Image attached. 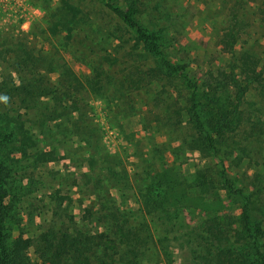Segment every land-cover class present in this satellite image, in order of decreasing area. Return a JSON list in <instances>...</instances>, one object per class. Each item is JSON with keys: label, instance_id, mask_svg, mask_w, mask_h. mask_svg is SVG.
Segmentation results:
<instances>
[{"label": "trees", "instance_id": "trees-1", "mask_svg": "<svg viewBox=\"0 0 264 264\" xmlns=\"http://www.w3.org/2000/svg\"><path fill=\"white\" fill-rule=\"evenodd\" d=\"M103 1L136 32L147 53L163 57V50L157 44L159 34L139 28L135 14L144 5L142 0ZM248 1L256 0H236L228 8L218 39L219 45L229 50L233 58L230 71H209L199 82L187 79L189 98L174 108L193 130L187 141L188 148L203 157H211L209 163L197 170L192 188L207 202L216 199L212 198L214 191L225 190L238 213L220 215L215 209L197 225L191 226L182 220L176 228L156 238L147 222L128 221L121 209L123 206L108 188L112 186L107 185L109 179H116L118 170L106 167L105 157L98 154L90 158L101 165V172L95 178L88 176L93 198L82 214L88 231L77 226H61L43 231L33 239L12 237L6 231L9 211L6 201L24 179L14 170L20 160L12 151L23 149L24 138L35 132L46 141L45 145L67 139L81 144L86 140L87 147H79L95 154L100 136L93 132L84 140L76 128L61 129L59 124L80 109L77 95L81 90L89 87L93 93H101L106 72L103 55L99 53L95 54L96 60L89 61L91 75L81 81L58 57L20 46L10 48L9 54L5 53L8 48L0 50V64H8V73L0 79V264H156L161 261L165 264H264V147L260 146L264 140V108H242V99L250 92L264 98V54L255 50L260 46L258 40L254 39L250 45L247 40H241L245 27L251 25ZM50 22V32L65 31L64 43L73 45V57L88 64V14L62 0ZM238 41L243 45L235 49ZM95 45L99 42L90 46L91 49ZM166 63L172 71L180 68L185 76L184 66L168 60ZM61 66L64 82L54 85L48 73L58 71L56 67ZM132 85L142 87L137 80H132ZM8 148L12 149L10 153L6 151ZM242 160L246 161L241 179L232 177L227 167L218 164L228 161L239 166ZM249 170L251 175L247 173ZM183 180L172 172L156 170L140 190L144 212L160 222L176 223L180 214L178 204L182 203L187 188L182 185ZM30 247L40 263L30 258ZM153 257L156 259L152 260Z\"/></svg>", "mask_w": 264, "mask_h": 264}, {"label": "rangeland", "instance_id": "rangeland-1", "mask_svg": "<svg viewBox=\"0 0 264 264\" xmlns=\"http://www.w3.org/2000/svg\"><path fill=\"white\" fill-rule=\"evenodd\" d=\"M67 1L88 14V64L73 57V45L69 47L64 43L65 31L52 33L49 30L62 0H0V50L8 48L5 53L9 54L10 48L20 46L34 53L58 57L81 81L91 75L89 61L96 60L95 54H102L106 72L102 95L93 93L89 87L81 90L77 95L80 109L59 124L61 129L76 128L82 139L94 132L100 136L99 145L93 154L79 147L85 145V139L81 144L67 139L45 145L40 135L29 133L32 136L24 138L23 149L12 151L20 160L14 170L24 179L6 201L9 206L6 231L12 237L29 239L61 226H77L88 231L82 214L93 198L88 176L95 178L102 168L90 158L96 154L105 157L106 167L118 170L116 179H109L107 185L112 186L108 188L123 206L121 209L128 221L147 222L155 238L176 228L182 220L191 226L197 225L215 209L220 215L237 214L225 190L214 191L212 198L216 199L207 202L192 188L196 184L197 170L209 163L211 157H203L188 148L187 141L193 130L174 110L189 98L187 79L199 82L209 71H230L233 58L229 50L219 45L218 39L226 12L236 0H142L144 5L135 14L139 28L159 34L157 44L163 50V57L147 53L136 38V32L129 29L105 1ZM248 5L251 25L245 27L241 40H247L249 45L254 39L258 40L260 46L255 50L264 54V0L248 1ZM96 42L99 45L91 49ZM242 45L238 41L235 49ZM165 59L184 66L185 76L180 68L170 70ZM7 66L5 62L0 64V79L8 73ZM56 68L58 71L49 72L47 77L54 85H60L64 79L60 73L63 66ZM132 80H137L142 87H132ZM242 100L244 109L264 108V98L253 92ZM260 146L264 147V140L260 141ZM21 152L24 153L21 155ZM245 161H241L240 167L228 161L218 164L227 167L232 177L241 179ZM156 170L172 172L183 178L184 184H193H182L187 188L182 203L178 204L180 214L176 223L160 222L143 210L140 190ZM247 173L252 174L250 170ZM28 254L40 263L32 247Z\"/></svg>", "mask_w": 264, "mask_h": 264}]
</instances>
